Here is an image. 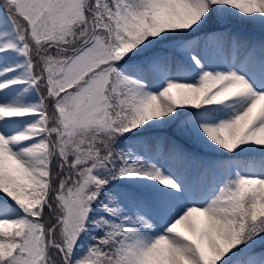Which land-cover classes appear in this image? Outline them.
Returning <instances> with one entry per match:
<instances>
[{
    "label": "snow or ice",
    "instance_id": "6c2138e0",
    "mask_svg": "<svg viewBox=\"0 0 264 264\" xmlns=\"http://www.w3.org/2000/svg\"><path fill=\"white\" fill-rule=\"evenodd\" d=\"M0 264H264V0H0Z\"/></svg>",
    "mask_w": 264,
    "mask_h": 264
},
{
    "label": "trees",
    "instance_id": "16d2710c",
    "mask_svg": "<svg viewBox=\"0 0 264 264\" xmlns=\"http://www.w3.org/2000/svg\"><path fill=\"white\" fill-rule=\"evenodd\" d=\"M162 132H165V133L171 134L170 131H168V130H165V131H162Z\"/></svg>",
    "mask_w": 264,
    "mask_h": 264
},
{
    "label": "rangeland",
    "instance_id": "374dc122",
    "mask_svg": "<svg viewBox=\"0 0 264 264\" xmlns=\"http://www.w3.org/2000/svg\"><path fill=\"white\" fill-rule=\"evenodd\" d=\"M161 135H166L165 133H161Z\"/></svg>",
    "mask_w": 264,
    "mask_h": 264
}]
</instances>
